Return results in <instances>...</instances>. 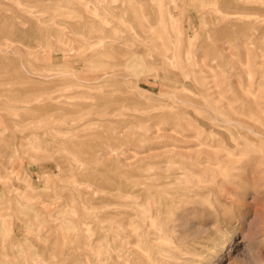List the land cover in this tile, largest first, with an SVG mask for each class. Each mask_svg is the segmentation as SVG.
I'll return each mask as SVG.
<instances>
[{
    "label": "rangeland",
    "instance_id": "obj_1",
    "mask_svg": "<svg viewBox=\"0 0 264 264\" xmlns=\"http://www.w3.org/2000/svg\"><path fill=\"white\" fill-rule=\"evenodd\" d=\"M65 1L0 0V264L97 263L104 192L207 150L224 161L185 171L156 242L264 264V0Z\"/></svg>",
    "mask_w": 264,
    "mask_h": 264
},
{
    "label": "bare ground",
    "instance_id": "obj_2",
    "mask_svg": "<svg viewBox=\"0 0 264 264\" xmlns=\"http://www.w3.org/2000/svg\"><path fill=\"white\" fill-rule=\"evenodd\" d=\"M67 3L68 2H66V4ZM63 7H65V6H63ZM72 7H73V4H72ZM131 65H128V67L130 68ZM126 66H125V69L127 68ZM129 68H127V69H129ZM32 71H33V69H32ZM130 71H132V70H130ZM30 75H32V74H30ZM36 75L38 76L39 74H36ZM51 75H53V74H51ZM57 75L55 74L53 76L57 77ZM64 75H72L74 77L73 78L74 81H72V82L75 83L78 86H83V87H88L89 88V87H93L95 85L102 84V82L99 81V79H98V81H94V82L80 80L74 73H68V74H64ZM45 76L46 75H44L42 77L44 78ZM47 77H49V76L47 75ZM101 77H103V76H101ZM43 80H47V79L44 78ZM138 97L140 98L141 102L144 99H148L144 95H142L141 92H138ZM139 98H137V100H139ZM149 101H152V100L149 99ZM95 110L97 111L98 108H95ZM37 115H39V114H37ZM62 116H64V115H62ZM7 117H8V115H7ZM24 117H25V115H24ZM11 119H12V117H11ZM91 121H93V120H91ZM47 123H48V120H47ZM225 123H227V122H225ZM229 123H232V122H229ZM95 125L97 126L96 123H95ZM42 127L43 126H41L39 128H42ZM30 128L32 130V128H34V127H30ZM52 135H53V133H52ZM57 136H61V135H57ZM65 139H67V138L65 137ZM225 139L227 140V143H224V142H226ZM52 141H53V139H52ZM222 141H224L223 142L224 144H229L230 143V142L228 143V138H224ZM230 141H232V140H230ZM231 144H229V145H231ZM46 145L47 144L45 143L44 146H46ZM234 145H235V143H234ZM87 147H89V146L87 145ZM208 147L212 148L214 146L210 145ZM58 148H61V147H58ZM66 148H67V146H66ZM232 148L233 147H231V149ZM234 149H235V147H234ZM262 149H264V148H262ZM232 150L229 151V152L233 153L234 150L233 151ZM256 151L257 150H255V152ZM68 152H69V150H68ZM258 152H260L259 148H258ZM213 153L214 152H212L210 150H207V151H205L202 154L199 153V154L194 155V156H186V157H189V159H190L188 161H185V160L180 161L181 159L176 160V159H173L172 157H166L165 159H162L160 161H155V162H152V163H146V164H144V165H142L140 167H137L135 169L134 174H132L131 177H130L131 180H130L129 183H116L114 185H111L110 188L106 192H104L103 197L101 198V202H100V213L98 215V220H99V228H98V230H99V234L97 236L98 237V241H99V248L100 249H99L98 262L95 263V264H151V262H152V258L150 256L151 253H157L161 257H166V258L170 259V260H167L165 264H181L182 262L181 263L177 262L180 258L174 254L175 252L172 253L169 250V248L166 247V244L163 247L162 246L163 244L160 245L159 243L156 242V241H159V240H163V243L165 242V243L168 244V242L164 241V239L162 238V235L160 233L161 229L157 228V227L160 226L159 223L160 224L163 223V222L166 223L165 222L166 217H164V214L166 213L168 207L170 208L174 204L179 203L180 200L185 199V197L187 196L186 195L187 191H185V190L188 189V188L185 189V187L181 188L179 186L181 189L177 188L176 190H174V187L177 186V185L176 186H174V185L177 184L183 178H185L184 175H186V173H188L189 171L194 173L193 170L194 169H198V168L200 169L203 164H206V165L210 166V165L215 164L216 162H217L218 165L220 163H222L221 162L223 160V158L221 159L222 156L220 157L219 153L218 154H213ZM262 153H264V152H262V150H261L259 155H262ZM223 156L226 158L227 162L231 161V160H229L230 157H231V155H229V153L228 154L226 153V155L224 154ZM259 157L255 156V158H257V159ZM263 157L264 156H261L259 159H261ZM231 159H233V158H231ZM259 161H261V162L257 163V164H260V165L264 166V159L259 160ZM171 162H176V164H178V168L175 169V170H170V168L172 166ZM227 164L230 165L229 163H227ZM159 165H161L164 168H166V170L169 173L167 172L168 174L165 173V174L161 175L160 173L156 172L155 169L157 167L159 168L160 167ZM231 165L233 166V164H231ZM234 166H236V165H234ZM255 166H256V170H257L259 168V166H257V165H255ZM223 167H224V165H223ZM227 168H228V166H227ZM229 168H231V167H229ZM159 169H161V168H159ZM235 169H238V168H235ZM156 170H158V169H156ZM161 171H164V169L163 170L161 169ZM185 171H188V172H185ZM261 171H262V169H261ZM202 173H203V171L201 173L199 172L198 174H202ZM207 173L210 174L209 172H207ZM225 174L226 173H224L222 175L224 176ZM215 175H216V177H218L219 174L218 175L215 174ZM260 175H262V174H260ZM226 176H228V175L226 174ZM190 177H191V174H190ZM194 177H198V175L196 176V174H195ZM210 177L212 178V176H210ZM193 178L191 180H193ZM211 178H209V179H211ZM214 178H215V176H214ZM211 180H210V184L213 182V180H212V182H211ZM198 181L200 182V180H198ZM208 181L209 180H207V182ZM199 182H197V185L200 184ZM193 183H195V182L193 181ZM208 183H205V184H208ZM193 185H195V184H193ZM172 187H173V189H172ZM168 214H170V212ZM171 214H170V216H171ZM158 221H159V223H158V226H157L156 223ZM172 223H174V222L172 221ZM155 224H156L157 227L155 226ZM164 225L165 224H163V226ZM175 225H177V224H175ZM175 225H173L174 228H175ZM167 235H170V234H167ZM172 240H174V239H172ZM173 248H171L172 251L175 249V248L174 249ZM178 251H180V250H178ZM39 252H41V251H39ZM171 260H174L177 263H173V262H171ZM188 261H186V262H188ZM186 264H188V263H186Z\"/></svg>",
    "mask_w": 264,
    "mask_h": 264
}]
</instances>
